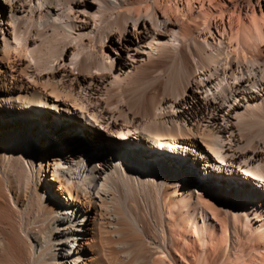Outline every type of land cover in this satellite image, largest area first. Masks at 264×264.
Wrapping results in <instances>:
<instances>
[{"label":"bare ground","instance_id":"6f19581e","mask_svg":"<svg viewBox=\"0 0 264 264\" xmlns=\"http://www.w3.org/2000/svg\"><path fill=\"white\" fill-rule=\"evenodd\" d=\"M115 263L264 264V0H0V264Z\"/></svg>","mask_w":264,"mask_h":264},{"label":"rangeland","instance_id":"374dc122","mask_svg":"<svg viewBox=\"0 0 264 264\" xmlns=\"http://www.w3.org/2000/svg\"><path fill=\"white\" fill-rule=\"evenodd\" d=\"M55 128L57 129L56 132H58V130L59 131L60 130H62V131L70 130L69 128H67L65 126H60V125L55 126ZM72 132L77 134L75 131H72ZM197 196L200 199L209 200V201H213V202H216V199H217V197H215V195H213V193L210 194V195L209 194H200V193H198ZM222 201H224V200H222ZM224 204H226V202ZM106 211L103 214L104 218L102 217L103 221L102 222L100 221L101 224L99 225V232H98V234H99L98 250H99L100 254L104 255L103 257H108V255H112L113 253L119 252V249H117L115 245L113 246L112 241L116 240V238L113 236V233H114V230L119 225L120 221H121L122 227H124V229L129 230L131 232V234L134 235L133 234L134 233L133 232V224L130 222L129 217L124 215L125 214L124 213V209L119 204L115 206L114 210H110L109 209V210H106ZM219 214L224 216L225 212L223 210H220ZM112 215H118L121 218L123 217L124 219L118 220V221H114V220H112ZM200 224H201V221L198 220V225H200ZM172 233L175 235L176 231L173 230ZM241 233H242V235L244 237H246L248 231L246 229L241 228ZM111 246H113V248ZM101 251H102V253H101ZM104 252L106 254H104ZM115 264H118V263H115Z\"/></svg>","mask_w":264,"mask_h":264}]
</instances>
